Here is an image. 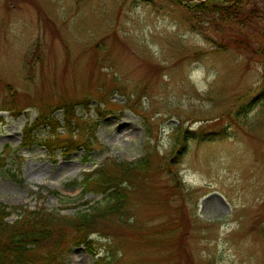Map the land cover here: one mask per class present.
Here are the masks:
<instances>
[{
  "label": "rangeland",
  "instance_id": "rangeland-1",
  "mask_svg": "<svg viewBox=\"0 0 264 264\" xmlns=\"http://www.w3.org/2000/svg\"><path fill=\"white\" fill-rule=\"evenodd\" d=\"M154 1L0 0L6 221L102 202L75 180L148 150L126 215L97 220L93 248L72 244L65 264H264V60ZM251 6L262 26L264 2ZM49 113L57 136L34 125Z\"/></svg>",
  "mask_w": 264,
  "mask_h": 264
},
{
  "label": "trees",
  "instance_id": "trees-1",
  "mask_svg": "<svg viewBox=\"0 0 264 264\" xmlns=\"http://www.w3.org/2000/svg\"><path fill=\"white\" fill-rule=\"evenodd\" d=\"M145 1L153 5L155 3L154 0ZM171 1L184 6L185 23L193 31L203 32L204 25L208 24L217 31L226 32L228 38H224V46L258 54L264 60V24L260 26L256 23L254 8H249L251 3L264 0ZM61 107L66 114L70 112V116H74V104ZM43 119L39 121L38 118L34 125L47 124L51 127L54 124L51 113ZM53 126L51 135H56L58 128ZM86 140L80 143L87 145L89 140ZM151 161L147 150L137 162H123L122 166L125 167L121 171L113 165L104 164L93 171L84 172L80 180H75L81 187L82 195L91 192L102 194L104 201L85 207L72 216L61 217L47 209L24 211L23 208L15 207L14 210H19V218L10 224L6 218L12 210L0 203V264H65L64 253L72 244H85L93 248L91 237L98 225L97 220L110 215H126L129 209L128 190L132 187L130 179L135 174L134 170L144 173ZM95 264H113V258L102 256Z\"/></svg>",
  "mask_w": 264,
  "mask_h": 264
},
{
  "label": "bare ground",
  "instance_id": "bare-ground-1",
  "mask_svg": "<svg viewBox=\"0 0 264 264\" xmlns=\"http://www.w3.org/2000/svg\"><path fill=\"white\" fill-rule=\"evenodd\" d=\"M220 206H221V203H220Z\"/></svg>",
  "mask_w": 264,
  "mask_h": 264
}]
</instances>
